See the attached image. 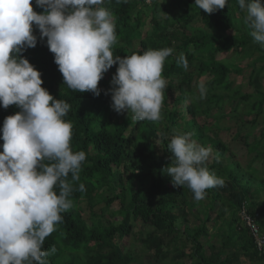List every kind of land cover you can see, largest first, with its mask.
Segmentation results:
<instances>
[{"label": "trees", "instance_id": "trees-1", "mask_svg": "<svg viewBox=\"0 0 264 264\" xmlns=\"http://www.w3.org/2000/svg\"><path fill=\"white\" fill-rule=\"evenodd\" d=\"M146 1L117 4L106 0L104 6L116 17L114 56L123 58L148 49L174 50L163 66L162 76L168 83L159 121H137L126 111L115 119L111 94L105 92L112 87L110 82L118 63L105 73L106 79L98 84L102 91L95 96L64 84L47 38L39 39L38 29H34L36 47L22 53L42 73V87L71 105L65 117L73 125L71 147L74 152L86 153L80 178L72 181L73 207L62 213L63 221L45 239L44 250L55 248L46 259L49 264H131L132 257L124 253L121 241L139 224L149 228L140 240L143 252L152 253L151 257L161 262L171 255L175 264H239L240 259L248 264H264L238 219L241 206L247 205L248 214L258 222L264 235V179L258 176L253 180V160L264 156L263 146L260 140L251 143L247 136L237 134L245 153L254 154L252 162L242 169L238 162L230 161L235 156L227 155L229 149L218 138L215 125L223 118L222 104L226 100L236 101L231 111L239 104H245L252 112L264 109V90L258 84L264 69H256L255 65L264 63V46L256 42L254 52L258 56L248 64L247 88L253 89L254 94L241 95L232 86L233 74L241 72L239 66L233 60H223L230 51L243 57L245 47L254 42L237 0H228L224 9L212 14L199 9L195 0H152L149 5ZM32 5L34 11H43L35 0ZM146 19L150 33L143 35ZM137 40L139 50L133 46ZM181 58L187 61V69ZM178 77L180 82L176 84L173 78ZM193 80L206 84L204 101L199 94L190 92ZM18 111L15 105L7 109L0 106V129L4 119ZM179 119L183 131L179 129ZM250 124L252 128L254 123ZM184 131L194 133L193 140L213 149L206 166L225 181L223 187L207 189L200 201L186 186L174 187L171 177L163 171L172 159L168 143ZM261 136L264 138V133ZM230 166L232 173L226 170ZM68 179L71 181V174ZM80 184L84 191L79 190ZM82 204L89 223L83 220ZM100 204L103 207L98 208ZM112 205L117 209L110 211Z\"/></svg>", "mask_w": 264, "mask_h": 264}, {"label": "clouds", "instance_id": "clouds-1", "mask_svg": "<svg viewBox=\"0 0 264 264\" xmlns=\"http://www.w3.org/2000/svg\"><path fill=\"white\" fill-rule=\"evenodd\" d=\"M111 2V0H107ZM117 4L128 0H115ZM106 0H0V106H17L0 129V264H49L45 239L63 221L62 213L73 207L72 181L79 180L83 150L71 147L72 128L66 120L71 105L56 99L42 87V73L22 53L47 38L64 84L80 93L99 96L104 74L118 63L111 85V107L117 113L131 112L137 121H159L167 81L164 62L172 48L148 49L142 54L114 56L117 43L116 17ZM228 0H195L212 14L224 9ZM245 12L244 22L255 42L264 46V2L237 0ZM183 66L188 64L183 60ZM199 98L207 94L198 84ZM194 133L174 135L167 145L171 163L163 169L174 187H187L194 199L206 190L223 187L224 179L206 166L213 149L192 139ZM71 174V181L68 179ZM84 191V185H79Z\"/></svg>", "mask_w": 264, "mask_h": 264}, {"label": "rangeland", "instance_id": "rangeland-1", "mask_svg": "<svg viewBox=\"0 0 264 264\" xmlns=\"http://www.w3.org/2000/svg\"><path fill=\"white\" fill-rule=\"evenodd\" d=\"M152 0H147L146 4L149 5L151 3ZM262 2H264V0H262ZM150 33V26H149V19L145 20V24H144V33L143 35L149 34ZM231 33H228V35H231ZM138 43L139 41H135L133 43V46L135 48L138 49ZM257 47L256 42L254 41L253 43L247 45L244 49V56L243 57H236L235 55H232V51H230L229 53L225 54V57L223 58V60H233L238 66H239V70L241 71L239 75H235L233 74V82H232V86L233 88H238L240 90V94L241 95H253L254 91L253 89H249L247 88V79H248V74L250 72V68L248 66L249 63L255 62L256 57L258 56V53L254 52V49ZM261 50H263V47L260 48ZM256 69H264V63L262 62H256ZM232 76V75H231ZM103 79H106V75L104 74ZM174 82L176 84H179L180 82V78H173ZM200 82H204L203 80L197 82L196 80H193V83L190 85V92L194 93L196 95L199 94V90H198V84ZM168 83V82H167ZM259 87H261L264 90V71L261 72L260 78H259ZM177 91V90H176ZM176 94V93H175ZM203 100V99H202ZM204 101V100H203ZM254 99H250V102H253ZM186 104V103H185ZM236 105V101H224V103L222 104V115L223 118L219 121L217 125V136L218 138L225 143V145L228 147L229 152L227 155L233 154L235 156V159H231L230 161H236L239 163V166L244 169L246 167V164L249 162H252L253 158H254V154H250L248 155L247 153H245V148L243 146L242 141L237 137V134H240L241 136L243 135L244 137L247 136L246 139H248V142H251L253 140H260L261 142V146H263L264 149V138L261 136V133H264V109H262L259 113L258 112H252L248 110V106H246L245 104H239L236 107L235 111H231L232 107H235ZM234 113V114H231ZM120 113H117L116 111H114V115H115V119L118 118ZM215 114V112H214ZM213 114V115H214ZM218 114V113H216ZM123 117V113H121V115ZM178 125H180V130L183 131L182 129V125L181 123L182 120L179 119ZM201 123H203V119L200 120ZM250 122L254 123V126L251 128V124ZM211 123V122H210ZM214 125V123H213ZM181 133H185L181 132ZM248 134V135H246ZM263 138V139H262ZM231 157H229L230 159ZM253 167L254 170L253 172L254 177L253 180H257L258 176L261 179H264V156L255 161L253 160ZM207 163H210V159L207 161ZM228 173H232L233 167L230 166L227 169ZM236 174H237V170H236ZM204 203V202H203ZM81 208H83V220L87 223H89V215L86 211V209H84L83 204L80 205ZM99 207H103L102 204H100L98 206ZM196 209L198 208L197 206L195 207ZM247 208V207H246ZM117 209L116 205H112L110 207V211H114ZM256 219H259V216H256ZM110 220V219H107ZM189 220V217H188ZM111 221V220H110ZM197 223V222H194ZM258 224V222H256ZM177 225V224H176ZM189 226L191 224H188ZM178 227V226H177ZM179 228V227H178ZM180 229V228H179ZM149 230V228L146 226H142V225H136L133 229L132 234L129 237H126L124 239H122L121 241V245L123 246V251L126 255H128L129 257H132V263L131 264H175L174 262H172V257L171 255H169V258L166 261H159L156 259H153L152 253H144L143 252V246H141L140 244V240L143 238V236L146 234V232ZM115 241H113L114 243ZM186 247L189 248L188 245H186ZM188 248H184L183 251L188 250ZM171 258V261L169 260ZM239 264H248L245 260L240 259Z\"/></svg>", "mask_w": 264, "mask_h": 264}, {"label": "built area", "instance_id": "built-area-1", "mask_svg": "<svg viewBox=\"0 0 264 264\" xmlns=\"http://www.w3.org/2000/svg\"><path fill=\"white\" fill-rule=\"evenodd\" d=\"M241 216V221L245 225L247 233L252 238L255 250L264 258V235L260 232L258 224L247 217L244 213H242Z\"/></svg>", "mask_w": 264, "mask_h": 264}, {"label": "bare ground", "instance_id": "bare-ground-1", "mask_svg": "<svg viewBox=\"0 0 264 264\" xmlns=\"http://www.w3.org/2000/svg\"><path fill=\"white\" fill-rule=\"evenodd\" d=\"M247 205H245V204H243L242 206H241V208H240V210H239V212H238V219H239V224H240V226L244 229V230H246L247 231V229H246V227H245V225L242 223V221H241V214L242 213H244L247 217H249L250 219H252L251 218V216L248 214V211H247ZM253 220V219H252ZM254 221V220H253Z\"/></svg>", "mask_w": 264, "mask_h": 264}]
</instances>
